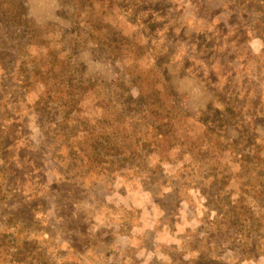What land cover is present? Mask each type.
I'll list each match as a JSON object with an SVG mask.
<instances>
[{"label":"rangeland","instance_id":"obj_1","mask_svg":"<svg viewBox=\"0 0 264 264\" xmlns=\"http://www.w3.org/2000/svg\"><path fill=\"white\" fill-rule=\"evenodd\" d=\"M0 264H264V0H0Z\"/></svg>","mask_w":264,"mask_h":264},{"label":"trees","instance_id":"obj_2","mask_svg":"<svg viewBox=\"0 0 264 264\" xmlns=\"http://www.w3.org/2000/svg\"><path fill=\"white\" fill-rule=\"evenodd\" d=\"M61 55L62 54H56V63H58V65L60 66L61 70L63 71L62 73H64V76H66V71L68 69V62L66 61L67 56L59 58V56Z\"/></svg>","mask_w":264,"mask_h":264}]
</instances>
